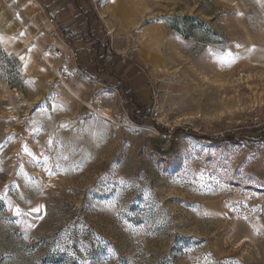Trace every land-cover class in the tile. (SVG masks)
I'll use <instances>...</instances> for the list:
<instances>
[{
  "label": "rangeland",
  "instance_id": "obj_1",
  "mask_svg": "<svg viewBox=\"0 0 264 264\" xmlns=\"http://www.w3.org/2000/svg\"><path fill=\"white\" fill-rule=\"evenodd\" d=\"M0 1V264H264V0Z\"/></svg>",
  "mask_w": 264,
  "mask_h": 264
},
{
  "label": "crops",
  "instance_id": "obj_2",
  "mask_svg": "<svg viewBox=\"0 0 264 264\" xmlns=\"http://www.w3.org/2000/svg\"><path fill=\"white\" fill-rule=\"evenodd\" d=\"M119 2H124V0H111V5L108 6L107 4V8L106 9L101 3H102V0H79L77 3L78 7L76 9H73L72 7H70L71 5L68 4L67 1H63L61 0L60 1H57V0H52V2H50L49 4H51L50 7H52L51 9V14L52 15H60L59 18H60V22L62 24H70V26L73 25V22L76 21V20H80L81 17H83L82 19L86 20L85 22V26H87L88 28H90V30L92 31L91 34H93L95 36V38L99 39V40H104V39H112L114 40V34H113V31L111 30L112 27H117V25L115 26L114 24H108L106 23V20H105V23H104V26H106V31H107V34H111V37H109L105 31L104 33L102 34H97V31L96 29H98V27H101V23H97V22H92V20H89L88 19V16H86L87 18H85L84 15H82V11L86 12L88 10H91L93 13H97V14H102L103 13V18H107V19H112V15L111 14H118V16L120 17L119 13L117 11H115L116 9L114 8L115 5H118ZM36 3H38L41 7L42 5H44V3L40 0H36ZM34 2V0H29L25 5H24V10L25 12L28 14V16L31 17L32 19V24L29 25V27H27V29H21V34H22V37L24 38L25 35H33V24L36 25V21L38 20V17H39V14L38 13V5ZM72 4V3H71ZM75 5V4H73ZM124 12H126L125 14L128 15V12L130 10V8H128V3L126 4L124 2ZM113 7V9H112ZM3 9L5 10V14L7 15H3ZM101 9H103V12H99ZM111 11V12H110ZM115 11V13H113ZM126 15H124V17H127ZM92 16V15H90ZM89 16V17H90ZM102 16V15H101ZM100 16V17H101ZM9 19H8V18ZM12 17V15L8 12L7 8L4 6V4L0 1V33H1V36H3L4 38H6L7 40H11L13 39V31L18 28V25L19 23H17V21L14 19L12 21V19L10 18ZM93 17V16H92ZM141 17H142V14H141ZM139 16V18H141ZM101 17V20L103 21V19ZM139 18H137L136 20H138ZM93 19V18H92ZM127 25H125L123 19L120 17V21H121V27L120 30L122 32H125L126 30H128V27L129 25L132 23V19H130V17H128L127 19ZM112 21V20H110ZM104 22V21H103ZM113 22V21H112ZM80 24V21L79 23L76 22V25L74 28H72L74 31L73 35L74 37H76V40L78 41L80 39V37L82 38V36L79 33V27H81V24ZM135 25V24H134ZM133 26V25H132ZM83 28V26H82ZM102 28V27H101ZM99 30L103 32V30ZM127 28V29H126ZM67 30L70 28H66ZM26 31H29V32H26ZM78 43L75 44V46H77Z\"/></svg>",
  "mask_w": 264,
  "mask_h": 264
},
{
  "label": "built area",
  "instance_id": "obj_3",
  "mask_svg": "<svg viewBox=\"0 0 264 264\" xmlns=\"http://www.w3.org/2000/svg\"><path fill=\"white\" fill-rule=\"evenodd\" d=\"M55 34H56L55 31L51 32L52 36H55ZM50 49L52 52H55V53L58 51V47L56 44H52L50 46ZM66 56H67L66 58L70 59L72 61V63L70 65H68L67 62L63 63L65 66L64 71H66L65 75L63 76L64 81L65 82L69 81L75 75H81V76L84 75L83 72L74 63L75 57H74L73 52L68 53ZM66 61H69V60H66ZM86 77H88V76H86ZM88 79H90V77H88Z\"/></svg>",
  "mask_w": 264,
  "mask_h": 264
},
{
  "label": "trees",
  "instance_id": "obj_4",
  "mask_svg": "<svg viewBox=\"0 0 264 264\" xmlns=\"http://www.w3.org/2000/svg\"><path fill=\"white\" fill-rule=\"evenodd\" d=\"M86 14H87V13H86ZM94 47L96 48V50H97L98 52H99V51H102V50H105V51H104V54H103V58L106 57V50H107V44H106V43H104L103 41L98 40V41H95ZM107 57H108V56H107ZM118 86H119V88L122 90V93H123V92H127V91H125V90L122 88L121 84H119ZM127 93H128V92H127ZM131 99L134 101V104H136V106H137V104H138V100H137L136 95L131 94ZM246 136H247L246 134H242V137H243V138H247ZM261 138H264V133L262 134Z\"/></svg>",
  "mask_w": 264,
  "mask_h": 264
},
{
  "label": "bare ground",
  "instance_id": "obj_5",
  "mask_svg": "<svg viewBox=\"0 0 264 264\" xmlns=\"http://www.w3.org/2000/svg\"><path fill=\"white\" fill-rule=\"evenodd\" d=\"M29 37H28V39H27V42L29 43H31V42H33V35H31V34H29L28 35ZM34 43V42H33ZM148 50V49H147ZM145 51H146V49L144 50V51H141V53H145ZM146 52H150V53H153L152 51H146ZM46 57V59L49 61V58L47 57V56H45ZM31 57L29 56V60L31 61V59H30ZM145 62L147 63V64H149V65H153V66H159V64H156L155 62H154V60L153 59H149V58H145ZM161 64V63H160ZM162 67H163V65H161ZM164 68H165V66H164ZM69 89V88H68ZM69 91V90H68ZM74 95V94H73Z\"/></svg>",
  "mask_w": 264,
  "mask_h": 264
},
{
  "label": "snow or ice",
  "instance_id": "obj_6",
  "mask_svg": "<svg viewBox=\"0 0 264 264\" xmlns=\"http://www.w3.org/2000/svg\"><path fill=\"white\" fill-rule=\"evenodd\" d=\"M47 165V161H45V166ZM48 171H49V174L51 175L52 174V172H51V169H48ZM38 209H35L34 211H37ZM20 213H19V210H17V215H19Z\"/></svg>",
  "mask_w": 264,
  "mask_h": 264
}]
</instances>
